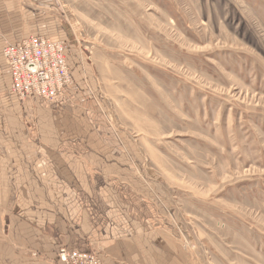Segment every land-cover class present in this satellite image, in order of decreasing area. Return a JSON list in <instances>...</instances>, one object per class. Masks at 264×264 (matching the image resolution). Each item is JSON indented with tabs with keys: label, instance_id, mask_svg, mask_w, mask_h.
Returning a JSON list of instances; mask_svg holds the SVG:
<instances>
[{
	"label": "rangeland",
	"instance_id": "rangeland-1",
	"mask_svg": "<svg viewBox=\"0 0 264 264\" xmlns=\"http://www.w3.org/2000/svg\"><path fill=\"white\" fill-rule=\"evenodd\" d=\"M18 1L68 46L65 136L116 150L87 188L104 222V196L149 214V264H264V0Z\"/></svg>",
	"mask_w": 264,
	"mask_h": 264
},
{
	"label": "crops",
	"instance_id": "crops-1",
	"mask_svg": "<svg viewBox=\"0 0 264 264\" xmlns=\"http://www.w3.org/2000/svg\"><path fill=\"white\" fill-rule=\"evenodd\" d=\"M26 37L19 1L0 0V45ZM5 69L0 48V264H58L61 248L97 251L103 264H149L136 253L147 250L138 240L156 232L150 215L121 218L119 203L104 196L110 206L106 223L102 204L96 202L99 195L87 192L95 185L97 169L103 170L104 152L116 150L83 145L85 133L72 135L78 141L65 136L68 119L87 123L69 114L74 90L70 86L55 100L22 102L11 95L12 77ZM28 120L36 125L37 138L24 125ZM77 189L90 197L76 196Z\"/></svg>",
	"mask_w": 264,
	"mask_h": 264
},
{
	"label": "built area",
	"instance_id": "built-area-1",
	"mask_svg": "<svg viewBox=\"0 0 264 264\" xmlns=\"http://www.w3.org/2000/svg\"><path fill=\"white\" fill-rule=\"evenodd\" d=\"M65 41L29 37L20 43H7L3 55L12 77L11 95L19 101L32 97L55 100L72 84ZM58 264H103L95 251H70L61 248Z\"/></svg>",
	"mask_w": 264,
	"mask_h": 264
}]
</instances>
